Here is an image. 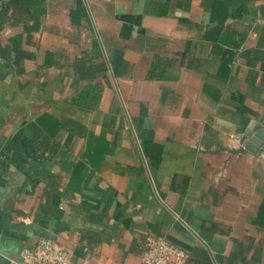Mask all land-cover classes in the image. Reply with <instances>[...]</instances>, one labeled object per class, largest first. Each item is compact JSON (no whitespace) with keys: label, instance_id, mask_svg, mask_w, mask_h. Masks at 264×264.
Returning a JSON list of instances; mask_svg holds the SVG:
<instances>
[{"label":"crops","instance_id":"obj_1","mask_svg":"<svg viewBox=\"0 0 264 264\" xmlns=\"http://www.w3.org/2000/svg\"><path fill=\"white\" fill-rule=\"evenodd\" d=\"M44 9L37 31L0 23V264L41 238L75 262L134 264L150 235L193 264H264V154L242 143L264 115V0ZM84 55L106 74L78 80ZM156 58L169 66L148 80ZM92 86L95 109L70 103ZM39 118L56 145L32 142Z\"/></svg>","mask_w":264,"mask_h":264},{"label":"trees","instance_id":"obj_2","mask_svg":"<svg viewBox=\"0 0 264 264\" xmlns=\"http://www.w3.org/2000/svg\"><path fill=\"white\" fill-rule=\"evenodd\" d=\"M3 8L4 13H0V23L5 19H12L13 23H21L26 32L37 31L40 28L41 18L45 13L44 0H4ZM29 23H31L30 26L28 25ZM168 66L169 63H165L156 58L148 71L147 79H159L161 73L157 70L159 68L166 69ZM73 71L78 80L93 81L97 79L98 76L106 74L107 66L104 62L94 64L91 60L87 59L86 55H84L74 62ZM88 99L90 100V103H87ZM99 99L100 89L97 86H92L80 91L70 103L79 107L95 109L98 105ZM38 123L40 134L36 133L32 138V142L36 144L38 148H40V146L46 147L49 144L56 145L53 135L51 136L48 134L42 118L38 119ZM74 125L76 128L74 130L79 132V134L84 131L83 126L75 122ZM141 139L146 147L151 143V138L146 137V135L144 137L142 136ZM258 220L262 222L264 221V206H262L260 214L258 215Z\"/></svg>","mask_w":264,"mask_h":264},{"label":"built area","instance_id":"obj_3","mask_svg":"<svg viewBox=\"0 0 264 264\" xmlns=\"http://www.w3.org/2000/svg\"><path fill=\"white\" fill-rule=\"evenodd\" d=\"M233 138V137H232ZM236 140L240 136L235 137ZM20 264H86L75 262L71 253L50 239L41 238L32 247L22 248ZM134 264H193L186 251L165 236L150 235L145 249Z\"/></svg>","mask_w":264,"mask_h":264},{"label":"water","instance_id":"obj_4","mask_svg":"<svg viewBox=\"0 0 264 264\" xmlns=\"http://www.w3.org/2000/svg\"><path fill=\"white\" fill-rule=\"evenodd\" d=\"M243 148L254 154H264V115L257 121H251L243 135ZM20 251L7 252V258L20 264Z\"/></svg>","mask_w":264,"mask_h":264}]
</instances>
